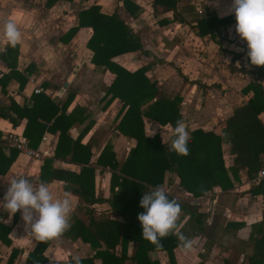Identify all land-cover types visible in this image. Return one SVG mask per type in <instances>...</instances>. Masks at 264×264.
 Here are the masks:
<instances>
[{
	"label": "crops",
	"instance_id": "obj_1",
	"mask_svg": "<svg viewBox=\"0 0 264 264\" xmlns=\"http://www.w3.org/2000/svg\"><path fill=\"white\" fill-rule=\"evenodd\" d=\"M46 1L0 0V201L8 182L18 175L34 186L44 181L56 197L67 196L73 205L70 227L58 239L45 242L40 254L45 261L40 264H49L46 258L49 255L55 257L57 264H69L72 256H80L86 264L94 250L76 230L78 223L86 225V209L91 210L95 219L110 217L122 221L127 218L126 213H138L143 195L156 189L142 183V190L121 181L120 167L136 140L118 128L126 106L121 98L111 97L107 92L115 77L112 68L129 73L144 68V77L154 83L156 94L140 105V112L155 98H179L178 113L186 121L190 137L194 129L217 134L222 120L251 97V90L242 91L249 82L256 80L264 90V66L257 71L248 63V45L235 30L236 19L218 24L213 35L198 34L196 20L233 14L229 12L232 0H177L173 11H165L160 5L153 8V0H55L49 7ZM90 6H96L105 16L115 14L140 43L138 49L112 56L111 70L90 62L91 51L85 47L92 33L90 26H78L73 35H67L71 27L77 26L78 12ZM7 20L15 21L21 41L16 45L14 60L13 55L5 63L1 55L8 44L4 36ZM10 68L20 76L1 80V74H7ZM37 86L43 91L34 93ZM32 94L44 95L58 112H63L70 123L65 136L86 146L87 163L72 161L68 155H54L59 129L43 131L41 136L50 139L53 148L50 155L42 158H28L2 145L4 132L22 135L25 124V118L19 119L14 110H8L9 103L30 106ZM3 112L14 118L15 123L3 117ZM138 116L131 114L130 118L136 122ZM258 117L264 125V111ZM139 118L144 136L158 135L161 144H170L174 128L141 113ZM51 122L52 119L45 126ZM39 141L33 148H41ZM105 146H109V152L97 162ZM220 150L223 166L227 168L230 165L227 145L222 144ZM11 155L12 160L3 172ZM45 159L50 160L49 166L43 164ZM82 167L92 170L82 176ZM51 170L68 172L65 176L68 180L52 177ZM233 173L234 176L227 170L232 187L221 190L212 186L201 195L192 196L179 186L174 172L164 171L159 186L181 205L178 230L195 243L188 253L177 245L171 259L165 250L148 251L149 259L157 260L158 264H264V255L261 259L252 257L254 238L264 231L262 188L247 177L245 168L235 167ZM79 181L87 185L92 197L98 198L95 202H82L75 190ZM5 228L8 231L4 237ZM36 242L26 232L20 211L11 214L0 207V264H33L38 260L33 254ZM131 250L129 242L126 254H131ZM91 264L101 262L93 258Z\"/></svg>",
	"mask_w": 264,
	"mask_h": 264
},
{
	"label": "trees",
	"instance_id": "obj_2",
	"mask_svg": "<svg viewBox=\"0 0 264 264\" xmlns=\"http://www.w3.org/2000/svg\"><path fill=\"white\" fill-rule=\"evenodd\" d=\"M55 0H47L46 6H51ZM177 0H153L152 7L161 6L163 10H175ZM125 4L128 6L127 1ZM235 20V15L230 14L222 18H199L196 20L198 34L209 33L213 35L218 29V24L229 23ZM214 20V22L212 21ZM78 26H90L92 33L85 42V47L91 51L90 62L95 66H103L111 70L110 58L122 52L132 51L140 48L138 37L135 36L129 28L120 21L115 14L105 16L98 12L96 6H90L78 12V23L76 27H71L67 35L71 36ZM215 31V32H214ZM214 32V33H213ZM17 46L13 47L9 43L5 46V50L1 55V59L8 63L7 60L14 55L15 58ZM250 60V58H248ZM248 63L251 64L250 61ZM114 67V66H113ZM255 70L259 71L263 66L252 65ZM114 80L107 88V92L111 97L121 98L122 105L126 109L118 122V128L121 133L134 137L136 144L128 152V155L120 167L121 181L133 183L137 188L144 189L142 183L149 184L153 187L160 185L165 170L174 172L179 180V186L192 196H199L205 190L212 186H218L221 190L232 187V183L227 174V170L234 176L235 167H243L246 169L248 178H253L260 166V154L264 149V125L258 114L264 111V90L262 85L256 80L246 84L242 91L251 90V97L245 103L236 106L231 114L220 123L219 132H203L200 129H194L190 132L188 141L189 155H178L175 151L169 150V145L161 144L158 135L146 137L141 131L140 113L144 116L157 121L164 125L168 123L175 128L176 121L180 119L178 113V99L171 100L155 98L151 104L140 112L139 107L146 101L151 100L156 89L154 83L150 82L143 75V69H137L134 72H127L122 68H112ZM11 76H20L13 68L7 74H1V80L10 78ZM23 75L20 79L22 81ZM31 105L18 107L13 102L9 103L8 110H14L16 116L25 118V124L22 135L27 140L30 147H35L44 130L55 131L59 129L58 140L54 148V155L57 157L69 156L72 161L87 163L89 154L86 146L78 142L67 140L65 131L70 123L67 122L63 112H58V108L49 98L42 94L31 95ZM134 114L137 121L131 120L130 116ZM11 123H15V119L6 116ZM52 119L50 125L45 126L46 122ZM41 120V121H40ZM134 122L137 124H134ZM66 142H68L66 145ZM226 144L229 153L230 165L225 168L221 158V145ZM84 153V156L82 155ZM109 152V146H105L97 157V162L101 157H105ZM12 155L7 158L6 166L8 167L12 160ZM82 162V163H83ZM81 163V162H80ZM83 163V164H85ZM43 164H50L49 159H45ZM91 168H83L81 175L91 172ZM81 171V172H82ZM1 172V173H3ZM52 177L60 180H68L65 176L66 171H50ZM56 173L60 174L57 175ZM63 174V176H62ZM65 174V175H64ZM78 188L76 192L82 198V202L91 204L98 198L92 197L87 185L81 181L77 182ZM262 194L264 198V190ZM171 200L173 198L169 197ZM264 201V200H263ZM87 211L86 225L76 227L80 238L89 243L94 250L91 258L86 259V264H91L93 258H98L101 264H158L155 259H149L148 251L157 249L165 250L168 256L172 257V250L179 241L176 236L169 235L160 238L162 248H157L141 235L142 225L138 220V215L145 212L140 207L138 213H126L127 218L122 221L114 220L110 217H102L95 219L90 209ZM261 226L264 228V212ZM8 228L3 230L5 237ZM179 231V230H178ZM181 232V231H180ZM170 237L171 240H167ZM132 243L131 254L127 255L126 250L128 243ZM45 242H36L33 254L37 255V259L45 261L41 254V249ZM118 247V252H116ZM264 255V231L254 238L252 257L262 258ZM81 264L84 261L81 260Z\"/></svg>",
	"mask_w": 264,
	"mask_h": 264
},
{
	"label": "clouds",
	"instance_id": "obj_3",
	"mask_svg": "<svg viewBox=\"0 0 264 264\" xmlns=\"http://www.w3.org/2000/svg\"><path fill=\"white\" fill-rule=\"evenodd\" d=\"M229 12L235 15L236 32L247 42V56L251 64L264 66V0H232ZM4 36L13 47L21 41V32L15 21L5 22ZM189 138L186 121L178 119L170 138L169 150L178 155H189ZM8 183L0 207L11 214L20 211L28 234L46 242L58 239L69 229L73 205L67 196L56 197L44 181L34 186L22 175L14 176ZM140 206L145 209L144 213L138 215L144 239L162 248L160 238L174 235L185 253L192 251L195 242L178 231L181 205L175 199L170 200L162 187L157 186L155 190L145 193ZM46 258L49 264H53V261L57 264L53 255ZM81 259L80 256H72L69 264H81ZM33 264H40V260H34Z\"/></svg>",
	"mask_w": 264,
	"mask_h": 264
},
{
	"label": "built area",
	"instance_id": "obj_4",
	"mask_svg": "<svg viewBox=\"0 0 264 264\" xmlns=\"http://www.w3.org/2000/svg\"><path fill=\"white\" fill-rule=\"evenodd\" d=\"M42 91V87L37 86L33 88L34 93H40ZM1 142L5 148H14L19 154L28 158H42L48 156L53 148V143L50 139H47L45 135L41 136L39 141V146L41 145V148H32L28 145L23 135L13 131L4 132L1 137ZM42 145H44V147H42ZM253 181L256 184H260L264 190V149L260 154V166L253 177ZM210 201L214 202V199Z\"/></svg>",
	"mask_w": 264,
	"mask_h": 264
}]
</instances>
